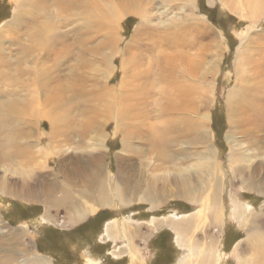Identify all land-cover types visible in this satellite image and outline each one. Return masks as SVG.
<instances>
[{"label": "rangeland", "instance_id": "rangeland-1", "mask_svg": "<svg viewBox=\"0 0 264 264\" xmlns=\"http://www.w3.org/2000/svg\"><path fill=\"white\" fill-rule=\"evenodd\" d=\"M154 1L156 5L160 3V0ZM28 2L29 0H20L18 3H14V0H0V45L3 49L0 48V57L4 59L11 57V61L14 62L15 57L22 55L23 47L34 45L35 42L27 39V35L34 33L36 25L42 24L44 19L45 21L48 19L55 25L61 20V24L53 32L67 38L64 47L66 53L63 54L64 50L60 48L51 54L48 60L49 52L46 49L32 51L28 55V61L22 64L24 67L22 70L29 69L28 74L42 69L55 73L52 67L54 57L62 56L61 58L64 60L61 68L67 71L63 73L69 74L66 75L67 78L69 77L68 82L76 83L75 78L71 79V75L73 74L75 77L76 73L81 75L83 90L86 92L97 91L95 88H98L102 83L114 87L118 92L115 96L104 99V103L96 101L84 103V98L81 95L75 99L74 104L71 103L66 122L64 121L68 124L64 127H62V122L55 126L51 125L54 114L59 115L57 110L55 113H50L48 110L47 95L50 94L51 90L49 89L53 88V83L39 92L41 99L38 104L31 106L29 113L23 116L24 121L29 122L30 132L31 130L33 132V128L36 127L39 135L33 136L38 139L40 136L44 140V146H40L42 150H36V147L32 146L33 143H30V148L34 149L32 152H39L33 163H36L38 156V163L41 165L34 176L41 180H30L34 184L31 194L37 196L46 194L41 199L45 202L61 196L68 182L65 181L63 175L65 168L73 171L70 184H73L75 193H78L77 190L82 191L81 189L86 188L85 182L83 183L85 178L82 174L84 171L91 172L90 181L92 180L91 174L95 169L89 165V158L91 159L92 155H97L99 152L101 153L100 165L104 175H110L114 180L121 172L119 165L121 155L123 157L131 154L134 156L133 159L136 161L133 160L134 165L129 168V173L135 175L134 180H137L139 175L141 159L149 161V156L142 157L145 153L143 148H136L138 154L122 150L120 141L122 135H120L117 126L120 123L133 122L137 119L134 107L123 106L126 105L123 101L124 94L130 89H134L140 97H146H144V102L138 106L147 113L148 122L154 121L156 103L165 105V98H161L158 91L161 89V85L165 84L166 90L169 84L158 82L154 66L156 58L170 50L155 47L146 51L143 48L138 49L139 51L136 53L139 38L143 37L142 32L138 33L137 31L135 34L136 29L140 27V21L150 27L149 31L151 29L150 32H154V35L158 33V36L161 31L160 34H165L163 31L170 32L174 27L169 18L179 17L180 24L178 25L188 26L185 40L196 41L197 45L192 46L189 42L181 49V53L191 61V67L193 63L195 66L200 62L205 65L204 70L203 68L199 69L202 74L201 86L206 89L210 86V88L204 95H198L200 97L197 102L200 105L198 108L201 114H209L210 118L206 122V128H208L210 142L218 150L219 164L221 163L224 171L230 169L227 161L228 145L225 138L228 129L226 99L230 89L234 88V84L236 85L233 68L235 70L236 64L242 56L260 58V61L264 63V0H194V7H190L185 1L173 0L170 2V6L165 5L166 8L156 5L151 8L152 15L147 21L141 20L138 14H126L118 22L117 34L121 39L118 46L120 51L111 62L114 63V66L109 64L111 69L102 59L101 55L105 53L104 48L97 52L84 51L83 48V46H88L86 47L88 49L96 47L103 33L99 28L94 31L95 22H98V18L93 16L94 12H86V15H89L87 19V17L84 18L82 9H77L75 12L70 9L67 12H60L57 5L52 4L49 8L54 10V13H40L43 16L38 17L36 22H32L28 20L29 17H26L25 12L29 10L26 6ZM196 6L197 8H195ZM210 10H214L215 18L219 19L218 25L209 20L207 12ZM16 12H18L17 15H21V12L23 15L25 13V18L21 17V21H19V17L14 19ZM64 17L68 24L62 23ZM196 17H204L200 20L202 25H197L198 33L204 31L201 35L196 33L193 26ZM16 22L18 24H15ZM222 24L225 31L222 30ZM16 26L20 27L19 38L16 37ZM84 27L90 29L87 34V42L82 39L86 34L85 29L83 30ZM154 35L150 38L158 39V36L154 38ZM59 40L61 39L52 43L58 44ZM215 42L220 43V48L216 47ZM39 45L42 46L40 43ZM125 46H129L128 51L130 49V52L124 50ZM133 51L134 54L131 53ZM39 53H41V58L38 57ZM137 57L141 58V61H138ZM82 59L88 63L87 66H84L85 68H82L80 64ZM37 60L41 61L39 65L36 64ZM68 66L71 67L70 70ZM14 67L15 64H12L11 69ZM147 69L149 72H146ZM83 71L87 78H83ZM144 76L146 77L144 78ZM109 77L111 78L108 82ZM8 87L11 90L15 89L13 86H7L6 82L1 85L3 89ZM24 94L29 93L25 92ZM66 96L74 100L75 93L66 92ZM87 106H92V111H86ZM121 110H126L128 115L120 116ZM47 111L49 114L44 115ZM38 113H41L40 117H42L38 122H35V116ZM32 119H34V124H31ZM87 120L90 123H86ZM57 126L65 129L68 127L70 140L64 141L63 138H59L61 136L54 139V131ZM33 136H26V140L28 138H32L34 141L38 140ZM33 140L31 141L34 142ZM21 142L28 145L23 137ZM133 144H136L135 140H133ZM47 147L51 150L49 154H52L49 156V168L45 167V158L42 156V152ZM55 153H57L56 156ZM61 158H66L63 161L65 168ZM18 160L20 158H13V169L14 167H23ZM28 166L29 164H26L24 167ZM126 170L122 173L128 174ZM46 172H48V176L43 178V174ZM225 175L223 202L225 210H227L226 215L216 221L209 222V225L206 222V227L203 226L196 230L197 232L195 231L196 242L194 245L197 243L198 248L205 245L203 247L206 249L205 252L207 251L204 252L205 255L197 247L191 249L178 243L171 226L178 221L188 219L195 213L199 206L193 202L169 197L168 200L162 199V202L154 208L146 202L132 201L127 205H104L95 211L87 212L83 209V202L76 201L77 204H70V208L60 206L53 209L46 207L43 202L20 200L15 197L19 186H12L15 196H6L0 193V264H20L26 260L30 262L35 253L45 258L50 264H92V262L97 264H181L183 256L194 251L195 256L190 259V262L194 264H197L203 256L208 257V260L212 256V264H237L238 257H241L239 254L245 250L244 264H254V253L261 252L257 241L264 242V183L258 185L257 191H251L250 188H246V183L240 181V178L231 170H229V174L227 172ZM19 177L18 174L8 173L10 182L16 181ZM48 184H50L48 187L50 194L55 196H49L47 191L45 192V187ZM88 187L95 190V187L90 186V183ZM237 207L247 209V213H252L246 223H243V220H238L239 217L235 216ZM107 225L117 231L121 230L120 232L111 231L116 234V238L115 236L109 237L104 231ZM211 242L214 243L210 245ZM132 254H136L135 258ZM196 261L197 263H195Z\"/></svg>", "mask_w": 264, "mask_h": 264}, {"label": "bare ground", "instance_id": "bare-ground-1", "mask_svg": "<svg viewBox=\"0 0 264 264\" xmlns=\"http://www.w3.org/2000/svg\"><path fill=\"white\" fill-rule=\"evenodd\" d=\"M19 1L20 0H14V3H18ZM172 1L173 0H160V3L156 5L154 0H29L26 6L29 8L30 12L29 10L25 12L26 17H29L28 20L32 22H36L38 17L44 12L54 13V10L49 8L52 4H56L60 12H67L68 9L75 12L77 9H82L85 16L84 18L87 17V19L89 15H86V12H94L93 16L98 18V22H95L96 25L93 27L95 28L94 31L99 28L103 33L96 47H92L93 49L89 47L88 49L86 48L88 46H83L84 51L93 50L97 52L101 48H104L105 53H102V59L107 62L106 66L109 64L114 66V63L111 62L120 51L118 46L121 39L117 34L120 18L126 14H138L141 20L147 21L152 15V12H150L151 8L155 7V5L157 7H163L165 5L170 6V2ZM182 1H185L190 7H194V0ZM166 6L164 8H166ZM195 8H197V6ZM17 13L18 12L14 13V19L19 17V21H21V17L25 18V13L24 15L22 12L21 15H17ZM40 13L42 14L40 15ZM199 18L200 17H196L195 21H193V26L196 33L201 35L204 31L198 33L197 25L201 24L200 20L204 19V17ZM179 19V17L175 19L169 18L170 22H173L172 24H174V27L170 32L163 31L165 34H160L162 33L161 31L159 36L158 33L154 35V32H150V27L141 21L140 27L137 28L135 32V34L137 31L138 33L142 32V36L145 37L144 39L142 36V38H139V45L138 47L136 46L137 49L135 52L143 48L147 51L155 47H160L162 49L167 48L170 50V52L163 53L161 56L157 57L155 63V66H157H154L156 69V74H154L158 76H156L158 82L160 84H169V86L165 90V84L161 85V89L158 91L160 97L165 98V105L162 106L161 103H156L153 122L147 121V113L145 111L144 113L143 109L141 110L138 106V104L144 102L145 96L140 97L136 94L134 89H130V91L124 94L123 101H125L124 104L126 105L123 106L134 107L136 109L135 117L137 119L133 122H123L117 125L118 131L120 135H122L120 139L122 150L138 154L139 152L136 148H143L145 153L142 157L149 156V161L141 159L137 180H134V173H129V168L133 166L134 161H136L133 159L134 156L132 154L127 157L120 156L119 165L121 167V172H119L114 180L110 175H104V171L101 169L100 165L101 153L99 152L97 155H92L91 159L89 158V165L95 169L91 174L92 180L90 181L91 172L84 171L82 175H84L85 178L83 183L85 182L84 185H86V188L81 189L82 191L77 190L78 193H75L76 191L73 184H70L72 180L71 173L73 171L65 168L63 161H65L66 158H61L60 160H62V165L65 168L63 175L65 181H68L67 187H65L66 189L63 190L61 196H57V198L47 202L41 200L46 194L41 196L31 194L34 184L30 182L31 179L32 181L41 180L39 177L34 178L41 165L38 163V156L36 163H33L36 159V154L39 152H32L34 149L32 147L30 148V143H33L32 146H35L36 150H42L40 146H44V140L40 136L39 139L33 136H38V131L35 127L33 128V132L32 130L30 132V128L28 127L29 122L26 123L23 116L29 113L31 106L38 104V101L41 99L39 92L47 88L51 83H53V88L49 89L51 92L47 95L48 110L50 113H55L56 110L59 112L58 116L54 114L51 121L52 126L57 125L59 122L63 123L62 127L68 124L64 123V121L66 122L70 105L74 104L76 101L75 99L81 95L82 98H84V103H91L92 101L104 103V99L115 96L118 92L114 87L104 83L98 88H95L97 91L86 92L83 90V80L80 78L81 75L79 76L76 73L75 77L73 74L71 75V79L75 78L76 83L72 84L68 82L69 77L67 78L66 75L68 76L69 74L63 73L65 70L61 68L64 60V58L62 60V56L54 57L55 60L52 67L55 73H50L42 69L35 70L31 72V74H28L29 69L26 71L22 70L24 68L22 64L28 61V55L32 51L39 49L43 51L46 49L47 52H49V57L47 58L49 60L51 54H54L58 49L62 48L64 50L67 38L53 32L58 28V25L61 24V20L55 25L48 19H46V21L44 19L42 24L36 25L34 33L27 35V39L33 43L35 42L34 45H27V48L23 47L21 49L22 55L15 57L14 62L11 61V57V59L0 57V193L6 196H13L14 190L11 187L19 186V190L16 191L17 195L14 196L20 200L43 202L46 204V207L53 209L60 206L69 207L70 204H77L76 201H78V203L82 201L83 209L87 212L95 211L98 207L104 205H127L132 201L146 202L154 208L158 203L162 202V199L166 198V200H168L169 197L193 202L199 206L195 213L188 219L178 221L171 226L178 239V243L183 247L196 249V247L198 248V245L196 246L197 243L194 245V242H196V230L205 226L206 222L208 224L226 215L227 210H225V203L223 202L225 173L228 172L229 174V170H231L232 173L240 178V181L246 183V188H250L251 191H257L256 188H259L258 185L264 183V63L260 61V58L256 59L244 55L236 64L235 70L233 68L236 85L234 84V88L230 89L226 99V121L228 122V129L225 138L228 145L227 161L230 169L224 171V168L218 161V150L210 142L208 128H206V122L209 121L210 118L209 114H201L198 108L200 105L197 103L200 98L198 95H204L210 88V86H208V89L201 86L202 74L199 69L203 68L204 70L205 65L200 62L197 66L193 63L191 67V61L187 60L181 53V49L184 48V45L190 42L191 45L194 46L197 45V42L185 40L188 26L178 25L180 24ZM62 23L68 24L65 17ZM15 24H18V22ZM19 28L18 26L15 27L17 38L20 37ZM84 29L86 34L84 33L85 36L82 39L84 42H87V34H89L90 29L89 27H84L83 30ZM153 35L154 38L158 36V39L153 40V38H150ZM58 39H61L58 44L52 43ZM39 43L42 44V46L39 45ZM218 43L219 42H215L216 47L220 48V43ZM128 47L129 46H125L126 49L124 50L130 52V49L128 51ZM0 48L2 49L1 45ZM32 48L34 49L30 50ZM62 52L63 54L66 53L65 50ZM131 53L134 54V51ZM82 54L85 55V53ZM40 55L41 53L38 54V57H40ZM140 59L138 61H141ZM82 60L80 64L83 68L87 66L88 63ZM37 61L36 64L39 65L41 61ZM12 64H15L13 69H11ZM70 68L71 67H69V70ZM146 72H149L148 69ZM200 74L201 76H199ZM82 76L83 78H87L84 71L82 72ZM145 77L146 76H144V78ZM110 78L111 77L107 79L108 82ZM5 82L7 86H13L15 89L11 90L9 87L7 89L1 88V85ZM25 92L29 94H24ZM66 92H74V100L68 98ZM80 110L83 111V109ZM86 111H92V106H87ZM49 112L47 111L44 115L49 114ZM40 115L41 113H38L35 116V122H38L42 117H40ZM119 115L127 116L128 112L126 110H121ZM33 122L34 119H32L31 124H34ZM86 123H90V121L87 120ZM62 127L57 126L54 131V139L61 136L59 138H63L62 140L64 141L70 140L68 137V127L66 129ZM26 136H33L38 140L35 139L36 141H34L32 138L29 139L28 137V140H26ZM22 137L28 145H24L21 142ZM133 140L136 141L135 145L133 144ZM89 149L92 151L91 148ZM50 151V148L47 147L46 150L42 152V156L45 158V167L48 168L49 156L52 155L49 154ZM92 152L91 154H93ZM54 155L56 156L57 153ZM15 157L20 158L18 162L23 165V167L19 166L14 167V169L12 168V160ZM26 164H29L27 168L24 167ZM162 168L165 170L162 171ZM124 170L128 171V174L122 173ZM158 172H160V174H157ZM8 173H15L20 177L16 181L10 182ZM50 175L53 174L50 173ZM47 176L48 172L43 174V178ZM89 183L90 186L95 187V190H91L88 187ZM49 186L50 184L45 187V192L47 191L46 193L49 196H55L50 194ZM250 215H252L251 212L247 213V209H240V207H237V211L235 212V216L239 217L238 220H243V223L248 221ZM115 230L116 229L112 226L108 227V225L104 228V231L109 237L115 236L116 238V234L111 232ZM122 233L124 234V232ZM127 233L129 234V231H127ZM251 240H253V238H251ZM212 243L214 242H211L210 245H212ZM257 244L261 252L258 254L254 253L255 257L253 263L264 264V242L261 243L260 240H258ZM203 247L201 246L198 248L202 253L206 250ZM211 249L213 250V248ZM235 250L237 251V248ZM245 251L239 254L241 257H238L237 264H244V258L246 257L244 254ZM194 252H190L187 256H183L181 264H194L190 262L191 257L195 256ZM132 255L135 258L136 254ZM213 258L215 259L214 255ZM216 260L218 259L216 258ZM195 263H197V261ZM20 264H50V262L42 256H39L38 253H35L30 262L26 260ZM92 264L97 263L92 262ZM197 264H212V256L209 257V260L208 257L205 258L203 256Z\"/></svg>", "mask_w": 264, "mask_h": 264}, {"label": "trees", "instance_id": "trees-1", "mask_svg": "<svg viewBox=\"0 0 264 264\" xmlns=\"http://www.w3.org/2000/svg\"><path fill=\"white\" fill-rule=\"evenodd\" d=\"M207 15H208L209 20H210L212 23H214V24H216V25L219 24L220 21H219V19L215 18L214 10H210L209 12H207ZM220 25H221V24H220ZM222 30L225 31V29H224V25H223V24H222Z\"/></svg>", "mask_w": 264, "mask_h": 264}, {"label": "water", "instance_id": "water-1", "mask_svg": "<svg viewBox=\"0 0 264 264\" xmlns=\"http://www.w3.org/2000/svg\"><path fill=\"white\" fill-rule=\"evenodd\" d=\"M222 12V10H220Z\"/></svg>", "mask_w": 264, "mask_h": 264}]
</instances>
